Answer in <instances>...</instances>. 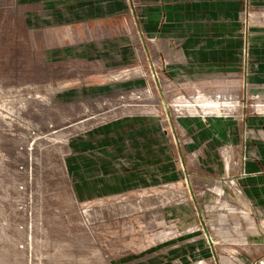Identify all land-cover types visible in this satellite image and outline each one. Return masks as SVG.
<instances>
[{
    "label": "rangeland",
    "instance_id": "374dc122",
    "mask_svg": "<svg viewBox=\"0 0 264 264\" xmlns=\"http://www.w3.org/2000/svg\"><path fill=\"white\" fill-rule=\"evenodd\" d=\"M246 2L192 41L227 50L182 62L158 47L187 37L148 33L128 0H0V101L18 103L0 109V264H215L199 217L218 264L262 256L229 178L264 143V0Z\"/></svg>",
    "mask_w": 264,
    "mask_h": 264
},
{
    "label": "crops",
    "instance_id": "0c3cea01",
    "mask_svg": "<svg viewBox=\"0 0 264 264\" xmlns=\"http://www.w3.org/2000/svg\"><path fill=\"white\" fill-rule=\"evenodd\" d=\"M127 1V0H126ZM138 11L137 17L146 23L148 33L156 31L164 41L187 37L182 44H161L158 50L180 53V61L193 59V52L222 51L228 47L213 43H193L210 35L220 34L228 20L239 24L245 16L246 0H131ZM145 26V25H144ZM219 32V33H218ZM225 48V49H222ZM236 163L231 161L229 168L235 172L229 177L242 192L244 200L243 220H260L264 217V143H240ZM208 231V223H205ZM210 233V232H209ZM212 241L214 238L210 234ZM264 251L262 252V255Z\"/></svg>",
    "mask_w": 264,
    "mask_h": 264
},
{
    "label": "water",
    "instance_id": "95a60500",
    "mask_svg": "<svg viewBox=\"0 0 264 264\" xmlns=\"http://www.w3.org/2000/svg\"><path fill=\"white\" fill-rule=\"evenodd\" d=\"M128 1H129V4H130V7H131V9H132V8H133V6H132V2H131V0H128ZM199 221H200V224H201L202 230H203V232H204L205 238H206V240H207V243H208V245H209V247H210V250H211V253H212L213 259H214V261H215V264H218V261L216 260L215 250H214V248H213V241H212L211 236H210V234H209V232H208V229L206 228V225L203 223V220H202L201 217H199Z\"/></svg>",
    "mask_w": 264,
    "mask_h": 264
},
{
    "label": "bare ground",
    "instance_id": "6f19581e",
    "mask_svg": "<svg viewBox=\"0 0 264 264\" xmlns=\"http://www.w3.org/2000/svg\"><path fill=\"white\" fill-rule=\"evenodd\" d=\"M18 104L17 100L15 98L8 100L5 99L3 101H0V109L5 110L7 113L15 114L16 110L13 109V107ZM10 106H13L12 109L9 108Z\"/></svg>",
    "mask_w": 264,
    "mask_h": 264
},
{
    "label": "built area",
    "instance_id": "2783aa9c",
    "mask_svg": "<svg viewBox=\"0 0 264 264\" xmlns=\"http://www.w3.org/2000/svg\"><path fill=\"white\" fill-rule=\"evenodd\" d=\"M251 264H264V254L251 262Z\"/></svg>",
    "mask_w": 264,
    "mask_h": 264
}]
</instances>
